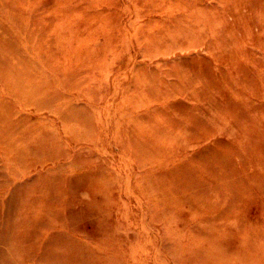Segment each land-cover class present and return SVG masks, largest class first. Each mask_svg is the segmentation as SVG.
Wrapping results in <instances>:
<instances>
[{
    "label": "rangeland",
    "instance_id": "rangeland-1",
    "mask_svg": "<svg viewBox=\"0 0 264 264\" xmlns=\"http://www.w3.org/2000/svg\"><path fill=\"white\" fill-rule=\"evenodd\" d=\"M0 13H2L0 14V28H2L3 25L6 26L15 40L17 39L20 55L29 58V64L28 62L26 64L18 63L19 70L22 71V74H17L15 76L19 79L20 83L21 80L25 82L26 85L23 92L28 93L30 96H34L35 98L33 99L41 102H46L47 98L50 102L52 99L53 102L50 103L55 104L58 102L57 104L59 105H55L63 112L68 109L74 111V114L69 115L67 118L69 121L66 125L63 120L61 121L55 116L53 117L49 110L44 108L46 107L44 103L39 105L42 108L37 110V112H35V107L39 106H35V104L29 106V129L36 131L40 138H43L52 144V150L54 151H52V154L56 157L55 159L48 160V164L45 162L31 168L26 172L23 178L29 180V193L35 192L34 194H37L36 192H38L37 186H41L38 184L39 181H45L46 183L48 181H53L55 183V189L52 193L53 199L51 198L50 203H58L56 207L59 206L60 202L61 205L63 203L62 206L64 208H60V206L58 207L59 210H57V212L60 211V213H58L59 215H65L68 210L72 212V215L65 220L66 222H64L63 225L56 226L59 228H55L62 232L65 240L68 239V242L72 240V245L75 244L76 248L70 246L71 244H65V247L70 249V252L74 253V251H76L75 253L78 254L82 260L81 264H93L94 262L95 264H194L195 262V264H201L200 262H202V264H217V261H220L218 264H226V262L224 263L223 260H221L226 255L228 256V261L232 259L234 264H238V262H236L237 260L235 261L236 258L240 256L243 257L244 255H249L252 264H264L262 263L264 262V255L260 253L256 247V245H259L260 243L263 244L262 241L264 240V196H260L259 191L255 188L250 190L238 187V181L237 185H235L236 187L233 186L232 182L238 180V178L243 176L245 172L252 173L254 171L252 170V166L245 162L241 156H238L235 152L226 148V138L222 134H211L207 138H204L200 144L198 143L188 146L185 151L186 153L182 152V154L179 150V154L177 152H171L172 154L166 153L165 155L151 156L152 158L145 154L146 157H144V155H139V157L136 158L128 151V146L131 144L132 137L152 140L155 149H158L159 147L167 149L170 141L166 142V138L169 139V137L164 135L167 133L174 135V133L179 132L177 129L183 128V122L187 123L190 132H202L207 130L208 124L205 122L202 123L203 121H199L198 119L201 116V118L204 119L201 110L202 108L191 107L186 98L182 97L180 94H176L174 90L177 85L175 84L177 80L175 77L170 76V67L176 63L180 64L186 70V74L190 72V69L192 71L196 70L198 67H202L205 71L206 63L213 67L216 66L219 68L221 66L219 63L213 61L211 54L208 52L211 41L209 34L202 36L204 39H202V37L200 39V35L196 34L197 32L181 37H170V33H174L178 24H180L179 26L182 28H185V24L197 16L202 18V20L208 19L212 23L218 20L216 22L217 24L214 23V25L220 30V35L223 34L230 43H233L237 47L239 50L238 52L240 53L239 55L236 51L234 55V57L236 56V61H234L231 66V68L233 67L231 73V76H233V82L225 83L220 76L216 79V82H218L217 89L214 88L215 90H212L213 100L220 103H228L225 104V107L219 108V111L235 114L239 111L240 107L237 106L241 103L244 105L247 104L248 109L258 111L264 109V98L261 97L262 92H264V23L262 22L264 21V17H259L264 16V0H0ZM227 13H229V15ZM261 13L263 14L261 15ZM200 15H202V17ZM215 15H217V17H215ZM237 16H239V18ZM255 16L259 18V21H257ZM220 20L223 21L220 22ZM218 22L220 25H218ZM186 45L188 46L186 47ZM173 47H175V49ZM253 53L255 54V58H253ZM191 62L192 64L195 63L192 65ZM184 64L187 65V67L183 66ZM190 65L192 68H189L191 67ZM3 69L8 70V68ZM29 75L31 77L30 80ZM138 75H141V78L138 77ZM241 83H244V87ZM33 84L36 87H34ZM38 84L42 85L39 86ZM169 84L172 87H170ZM233 85L238 87L235 88ZM245 87L246 89H244ZM54 89L56 91H54ZM229 91L230 93H228ZM172 92L173 96H171V98L170 95H172ZM252 92L258 93L255 94ZM147 93H150V95ZM244 93L248 95L246 96ZM233 94H236V96ZM240 98L241 102L237 100ZM151 106L152 108H150ZM181 106L182 109L180 108ZM170 107H173L174 109H171ZM247 108L245 107L246 110ZM245 109L243 108V110ZM173 110L177 111L174 112ZM182 113H185V115L183 116ZM186 115L189 116L186 117L187 119L185 118ZM35 124H37V126ZM201 124L202 127L200 126ZM44 128H46L47 131ZM149 129L151 131H149ZM60 135H62V137H60ZM99 135L102 139H100ZM163 137L165 138L163 139ZM73 138H76V140ZM175 138L177 141H180L181 138L183 139V137L180 136H175ZM77 141L79 145H77L78 143L76 144ZM162 144H165V146ZM214 147L216 148L215 150H213ZM200 148H206L204 154L200 155L201 161H204L206 165L213 164L214 162L213 165L216 164V170H220L219 168H221L228 174L222 182H219L221 189L225 190V192L222 191L221 194L219 193L218 196H214L213 198V195H208V197L202 196V186L205 185H202L201 183L206 181V175L199 172L197 169L195 170V164L189 159L191 152L198 151ZM255 151L256 154L258 153L257 157H264V149L261 148ZM215 153H217V155H215ZM57 154L60 155L58 156ZM39 155L41 157L42 154H36L37 157H39ZM217 158L221 161L217 160ZM142 159L146 160L143 161ZM213 159H215V161ZM104 160H107L109 163ZM207 161L209 163H207ZM121 162L124 163L122 164ZM185 165L187 168H185ZM246 165H248L249 168H247ZM192 166L193 168H191ZM242 166L244 167L245 172ZM89 167L90 169L87 170ZM180 168L182 170H180ZM47 169L50 172L53 170L51 174ZM59 169H61V173ZM115 171L118 173L115 174ZM169 173L171 176L168 175ZM177 174L181 175L178 176ZM117 176L118 178L116 179ZM197 176L200 177L198 178ZM263 178L264 177L260 176L261 182L264 181ZM64 179H66V182ZM72 179L76 180V182ZM142 179L144 180L142 181ZM104 180L106 183H104ZM149 180L152 181L150 182ZM164 181L168 182L165 183ZM262 184L264 183L262 182ZM163 186L165 189H163ZM228 186L230 188H228ZM176 188L179 189V191ZM196 188L198 189L196 190ZM61 189H63L62 192ZM187 191H189L190 194H188ZM94 193L97 194L95 195ZM102 195L105 196L103 197ZM73 198H75V200ZM207 198L210 200H206ZM88 201L91 203H88ZM172 202H175V204ZM209 203H211L212 206H210L211 204ZM176 204H178V206ZM230 207H232V209L234 208L233 211ZM223 209L226 213L223 212ZM95 211L98 212L96 213ZM219 214L222 216H218ZM233 214L234 216L239 217L236 218ZM156 217H158V220ZM177 217L180 218L178 219ZM218 217L220 219L223 217L224 220H219ZM150 218H152L153 221ZM200 218L202 219L200 220ZM212 219L214 221H211ZM160 221L161 223H164L161 224ZM223 222L224 224L227 223L224 227L222 226L224 224H221ZM69 224L73 225L71 226ZM103 224H105V226H103ZM233 224L236 226L234 227ZM212 234L215 235V238L217 239L214 240ZM160 235L162 238H160ZM244 238L247 239L245 240ZM87 240L89 242H87ZM119 240L121 242H119ZM258 240L259 243H257ZM83 241L87 242L88 245ZM242 242H245L246 244L244 250L242 248ZM210 243L211 245L212 243L214 245H212L211 250H214L213 253L215 255H213L215 258L209 255V257H211L209 260L206 254H202V252H204L203 249L206 247L211 248ZM170 244L172 245L171 247ZM199 244L201 246H199ZM219 245L222 250H220V252V248H218ZM143 246H146V249ZM178 246L180 248H177ZM201 247L203 248L201 249ZM77 248L81 249L78 250ZM195 248H198V250ZM246 248H248L247 250H250L247 251L245 250ZM172 249H174V251L176 249L175 253L174 251L172 252ZM181 249H183V251H181ZM199 249L201 250L199 251ZM125 250L127 251L125 252ZM186 250L188 252H185ZM168 251L169 253H167ZM216 251L219 253L217 254ZM196 253L197 255H195ZM107 254H111L113 257ZM122 254L125 256H122ZM172 254L174 256H172ZM85 255L87 256L85 257ZM199 256L203 257L202 260L201 258L198 259ZM175 258H178L179 260H176ZM190 259L195 261H189ZM204 259L205 261H203ZM214 259L215 262H211L212 260L214 261Z\"/></svg>",
    "mask_w": 264,
    "mask_h": 264
},
{
    "label": "bare ground",
    "instance_id": "bare-ground-1",
    "mask_svg": "<svg viewBox=\"0 0 264 264\" xmlns=\"http://www.w3.org/2000/svg\"><path fill=\"white\" fill-rule=\"evenodd\" d=\"M234 1V0H233ZM239 3V2H238ZM256 3V2H255ZM235 5V3H234ZM185 6V5H184ZM186 8V7H185ZM184 8V9H185ZM214 8V7H213ZM237 8V7H236ZM234 9V8H233ZM245 9V8H244ZM243 9V10H244ZM254 9V8H253ZM193 10V9H192ZM216 10V9H215ZM212 11V9H211ZM225 11V10H224ZM259 11V10H258ZM262 11V10H261ZM198 12V11H197ZM214 12V11H213ZM226 12V11H225ZM196 13V12H195ZM219 13V12H218ZM2 14V13H0ZM188 14V13H186ZM185 14V15H186ZM198 14V13H197ZM229 15V13H227ZM263 13H261L262 15ZM260 15V14H259ZM258 15V16H259ZM202 17V15H200ZM224 16V15H223ZM235 16V15H234ZM215 17H217V15H215ZM239 18V16H237ZM256 17V16H255ZM264 17V16H259ZM5 18V17H4ZM224 18V17H223ZM257 21H259L258 17ZM248 19V18H247ZM22 20V19H21ZM249 20V19H248ZM252 20V19H251ZM218 21V20H217ZM216 21V22H217ZM223 20H220V22ZM225 21L227 22V20L225 19ZM261 21V20H260ZM1 22V21H0ZM4 22V20H3ZM214 22V23H216ZM264 23V21H262ZM261 22V23H262ZM22 23V22H20ZM214 23H212L210 20L208 19H203L200 17H195L192 18L191 20L188 21L187 24H185V28H182L181 26H179L180 24L177 25L174 33H170V37L174 36V37H181V36H185L188 34H193L195 32H197L196 34L200 35V39L202 36H206V35H210L211 37V41L209 44V48H208V52L211 54L213 61L215 63H219L221 66L218 67H213L210 64L206 63L205 66V71L202 68H197L196 70H192L190 69V72L188 74H186V70L178 63L173 64L170 67V76L175 77L177 82L175 84H177L175 86V93L176 94H180L182 97L186 98L190 103L191 107H196V108H202V112H203V118L201 117L198 118L199 121H203L202 123H207L208 127L207 130L199 132V131H193L190 132L188 130L187 127V123L183 122V128L184 130L181 129H177V131L174 133V135L171 134H166L164 136L169 137L166 138L167 140H165L166 142L170 141L168 144L167 149H162V148H158L155 149V145L154 142H152V140H147V139H138L135 137H132V141L131 144L128 146L129 149V153L131 155H133V157L138 158L139 155H144L147 154L150 157L153 156L155 157L156 155H165L167 154H172L171 152H179L182 154V152L186 151V148L188 146L194 145V144H200L201 141H203L204 138H207L208 136H210L211 134L214 133H219L222 134L226 140V145H227V149H229L230 151L235 152L238 156H241V158L249 163V165L252 166V170L254 172H250V173H246L245 169H244V165L242 166L244 169V175L241 176L240 178H238V180L232 182L233 186L237 185V181H238V187H242V189H257L259 191V195L260 196H264V184H262V182L264 183V181L261 182L260 176L264 177V157H257L258 153L256 154L257 149H264V109H260L258 110H253V109H248L247 104H239L240 107L239 111L236 112L235 114L232 113H226V112H220L219 108H223L225 107V104L228 103H220L216 100H213V94H212V90L214 88L217 87L218 82H216V79L219 78L220 76L222 77V81L223 82H233V76H231L232 73V64L234 63L235 60V53L236 51L238 52L239 50L237 49V47L233 44L230 43L228 41L227 38H225L223 36V34L220 35V30L214 25ZM238 23V22H237ZM170 24V23H169ZM217 24V23H216ZM227 24V23H225ZM234 24V23H233ZM240 24V23H239ZM243 24V23H242ZM248 24V23H247ZM218 25H220V23L218 22ZM230 25V24H229ZM237 25V24H236ZM241 25V24H240ZM263 25V24H261ZM226 26V25H225ZM233 27V25H232ZM241 27V26H240ZM250 27V26H249ZM237 28V27H236ZM230 29V28H229ZM235 29V26H234ZM246 29V28H245ZM232 30V29H231ZM247 30V29H246ZM251 30V29H250ZM262 30V29H260ZM13 32V31H12ZM234 32V30H233ZM263 32V31H262ZM24 33V32H23ZM207 33V34H206ZM246 33V32H245ZM248 33V32H247ZM14 34V32H13ZM235 35V34H234ZM237 36V35H236ZM238 37V36H237ZM236 37V38H237ZM248 38V37H247ZM202 39H204L202 37ZM199 41V40H198ZM239 41V40H238ZM244 41V40H243ZM248 41V40H247ZM192 42V41H191ZM240 42V41H239ZM198 43V42H197ZM242 43V41H241ZM180 44V42H179ZM255 44V43H254ZM161 45V44H160ZM202 45V44H201ZM263 45V44H262ZM188 45H186L187 47ZM197 46V45H196ZM236 48H235V47ZM21 48V47H20ZM175 49V47H173ZM180 48V46H179ZM177 49V48H176ZM214 49V50H212ZM182 50V49H180ZM244 50V49H243ZM19 44L17 43V39L15 40V38L10 34V32L8 31V29L6 28L5 25H3L2 28H0V264H81L82 260L80 259L79 255L76 254L74 251L70 252V249H67L65 246V244H71L70 246L75 247V244L72 245V240L71 241H67L68 239L65 240L64 235L62 234L61 231L56 230V226H60L63 225L64 222H66L65 220L68 219L69 216L72 215V212L70 210H68L66 212L65 215H59L57 212V210H59V206L60 208H64L61 205V202L59 204L58 207L57 204H53L50 203L51 198H52V193L55 189V183L53 181H48L47 183L45 181H39L38 184H40L41 186H37V194H34L33 192L29 193V180L26 178H23L24 175L26 174V172H28L31 168L35 167L38 164H43L45 162H47L50 159H55V157L52 154V144L49 143V141L44 140L43 138H40V136L38 135V133L36 131H33L32 129H29V106H31L32 104H35V106H39L42 105L43 103L46 105V109L49 110V112L53 115V117L55 116L56 118H58L59 120H63L64 123H68V117L69 115L74 114V111L68 109L65 110L64 112L55 104H51L50 102H53V100L51 99L49 102V99H46V102H41L38 100H35L33 98H35L34 96H30L28 93L23 92V89L25 88V82H23L21 80V83L19 81L18 78H16L15 76L17 74H22V71L19 70V65L18 63H23L26 64L28 62L29 64V58L21 56L19 53ZM159 51V50H158ZM170 51V50H169ZM167 52V51H166ZM239 53V52H238ZM245 53V52H244ZM254 54V53H253ZM167 55V54H166ZM169 55V54H168ZM240 55V53H239ZM244 55V54H243ZM152 56V55H151ZM164 56V55H163ZM255 58V54L254 57ZM196 59V58H195ZM194 60V59H193ZM192 60V61H193ZM205 60V59H204ZM239 60V59H238ZM255 60V59H254ZM206 61V60H205ZM204 61V62H205ZM208 61V60H207ZM196 62V61H195ZM194 62V63H195ZM198 62V61H197ZM245 62V60H244ZM193 63V64H194ZM210 63V62H209ZM243 63V62H242ZM183 64V63H182ZM192 64V62H191ZM192 64V65H193ZM251 65V64H250ZM185 67H187V65H183ZM191 66V65H190ZM168 67V66H167ZM197 67V66H196ZM256 67V66H255ZM3 68H8V70L3 69ZM158 68V67H157ZM189 68H192L189 67ZM254 68V67H252ZM226 69V71H225ZM258 69V68H257ZM264 69V67H263ZM168 70V69H167ZM200 70V71H199ZM263 71V70H262ZM167 72V71H166ZM244 72V71H243ZM159 73V71H158ZM191 73V74H190ZM138 74V73H137ZM257 74V73H256ZM260 74V73H259ZM137 76V75H136ZM163 76V75H162ZM168 76V75H167ZM166 76V77H167ZM217 76V77H216ZM236 76V75H235ZM138 77L141 78V75ZM139 78V79H140ZM235 78V77H234ZM239 78V77H238ZM31 79L30 75H29V80ZM143 79V78H142ZM166 79V78H165ZM164 79V80H165ZM241 79V78H240ZM258 79V78H257ZM260 79V78H259ZM146 80V79H145ZM236 80V79H235ZM239 80V79H238ZM250 80V79H249ZM260 82V81H259ZM150 83V82H149ZM224 84V83H223ZM242 86L244 87V83H241ZM260 84V83H259ZM39 85V84H38ZM42 85V84H41ZM39 85V86H41ZM170 85V84H169ZM34 87H36L33 84ZM229 86V85H228ZM145 87V86H144ZM143 87V88H144ZM170 87H172L170 85ZM233 87H235L233 85ZM238 87V86H237ZM235 87V88H237ZM227 88V87H226ZM232 88V87H231ZM29 89H30V83H29ZM147 89V88H145ZM217 89V88H216ZM220 89V87H219ZM218 89V90H219ZM225 89V88H224ZM228 89V88H227ZM246 89V87L244 88ZM264 89V87H263ZM150 90V89H149ZM215 90V89H214ZM223 90V89H222ZM226 90V89H225ZM234 90V89H233ZM236 90V89H235ZM238 90V89H237ZM250 90V89H249ZM54 91H56L54 89ZM151 91V90H150ZM169 91V90H168ZM252 91V90H251ZM263 91V90H262ZM220 92V91H218ZM232 92V91H231ZM261 92V91H259ZM161 93V92H160ZM174 93V94H175ZM230 93V91L228 92ZM235 93V92H234ZM252 93H258V92H252ZM150 95V93H147ZM173 96V92L171 93ZM175 94V95H176ZM217 94V93H216ZM236 96V94H233ZM244 95H246L244 93ZM248 95V94H247ZM246 95V96H247ZM152 96V94H151ZM222 96V95H221ZM37 97V96H36ZM62 97V96H61ZM179 97V96H178ZM249 97V96H248ZM261 97L264 98V92H262ZM57 98V97H55ZM54 98V99H55ZM78 98V97H77ZM172 98V97H171ZM177 98V97H176ZM225 98V97H224ZM234 98V97H233ZM238 98V97H237ZM75 99V98H74ZM131 99V98H130ZM236 99V98H235ZM179 100V99H178ZM182 100V99H181ZM234 100V99H233ZM237 100H241L237 99ZM245 100V99H244ZM157 101V100H155ZM255 101V100H254ZM41 102V103H40ZM164 102V101H163ZM185 102V101H183ZM241 102V101H240ZM243 102V101H242ZM73 103V102H72ZM179 103V101H178ZM75 104V103H74ZM187 104V103H186ZM59 105V104H57ZM86 105V104H84ZM89 105V104H88ZM98 105V104H97ZM154 105V104H153ZM172 105V104H171ZM180 105V103H179ZM260 105V104H259ZM79 106V105H77ZM99 106V105H98ZM176 106V105H175ZM185 106V105H184ZM187 106V105H186ZM189 106V107H190ZM228 106V105H227ZM257 106V105H256ZM94 107V106H93ZM155 107V106H154ZM162 107V106H160ZM179 107V106H178ZM245 107L247 108V110L245 109ZM40 108H42L41 106L39 107H35V112H37V110H40ZM152 108V106L150 107ZM158 108V107H156ZM171 108V107H170ZM173 108V107H172ZM171 108V109H172ZM182 109V106L180 107ZM188 108V107H187ZM243 108L245 110H243ZM174 109V108H173ZM186 109V107H185ZM225 109V108H224ZM229 109V108H228ZM147 110V109H146ZM188 110V109H187ZM222 110V109H220ZM227 110V109H226ZM31 111V110H30ZM174 112H176L177 110H173ZM101 112V111H100ZM129 112V111H128ZM182 112V111H181ZM193 112V111H191ZM245 112V113H244ZM82 113V112H81ZM80 113V115H81ZM107 114V113H106ZM183 116L185 115V113H182ZM189 114V113H188ZM171 115V114H170ZM94 116V115H93ZM148 116V115H147ZM188 115L185 116V118ZM197 116V115H196ZM102 117V116H101ZM131 117V116H130ZM189 117V116H188ZM198 117V116H197ZM196 117V119H197ZM32 119V118H31ZM48 119V118H47ZM103 119V118H102ZM101 119V120H102ZM110 119V118H109ZM174 121H176L174 118H172ZM178 119V118H177ZM187 119V118H186ZM43 120V119H42ZM52 120V119H51ZM89 120V119H88ZM36 121V120H35ZM100 121V120H99ZM98 121V122H99ZM106 121V120H105ZM183 121V120H182ZM186 121V120H185ZM34 122V121H33ZM39 122V121H37ZM55 122V121H54ZM97 122V123H98ZM194 122V121H193ZM75 123V122H74ZM103 123V122H102ZM108 123V122H107ZM141 123V121H140ZM168 123V122H167ZM174 123V122H173ZM53 124V123H52ZM172 124V123H171ZM175 124V123H174ZM173 124V125H174ZM197 124V122H196ZM37 126V124H35ZM115 125V124H114ZM145 125V124H144ZM178 125V124H177ZM176 125V126H177ZM204 125V124H203ZM206 125V124H205ZM106 126V124H105ZM179 126V125H178ZM202 127V124L200 125ZM67 127V126H66ZM149 127V126H147ZM175 127V126H173ZM195 127V126H194ZM199 127V126H197ZM204 127V126H203ZM108 128V127H106ZM153 128V127H152ZM151 128V130H152ZM179 128V127H178ZM46 130V128H44ZM65 129V128H64ZM112 129V128H111ZM143 129V128H142ZM168 129V128H167ZM197 129V128H196ZM59 130V129H58ZM149 129V131H151ZM171 130V129H170ZM194 130V129H193ZM198 130V129H197ZM201 130V129H199ZM39 131V130H38ZM44 131V130H43ZM47 131V130H46ZM81 131V130H79ZM104 131V130H103ZM184 131V132H183ZM187 131V132H186ZM45 132V131H44ZM171 132V131H170ZM175 132V131H174ZM60 133V131H59ZM67 133V132H66ZM152 133V132H151ZM57 134V133H56ZM83 134V133H82ZM155 134V133H154ZM41 135V134H40ZM142 135V134H141ZM69 136V134H68ZM79 136V135H78ZM80 136H81V132H80ZM79 136V138H80ZM100 136V135H99ZM137 136V135H136ZM144 136V135H143ZM175 136H180L183 137V139L181 138L180 141L175 140ZM45 137V136H44ZM60 137H62V135H60ZM77 137V136H76ZM159 137V136H157ZM46 138V137H45ZM53 138V137H52ZM51 138V139H52ZM87 138V137H86ZM89 138V137H88ZM96 138V137H95ZM165 137H163L164 139ZM210 138V137H209ZM214 138V137H213ZM217 138V137H216ZM223 138V137H222ZM50 139V140H51ZM61 139V138H59ZM76 140V138H73ZM90 139V138H89ZM100 139L101 136H100ZM159 139V138H158ZM221 139V137H220ZM78 140V139H77ZM81 140V139H80ZM83 140V139H82ZM88 140V139H86ZM207 140V139H206ZM222 140V139H221ZM68 141V140H67ZM114 141V140H113ZM213 141V140H212ZM218 141V139H217ZM60 142V141H59ZM70 142V141H69ZM105 142V141H104ZM123 142V141H122ZM130 142V141H129ZM215 142V141H214ZM219 142V141H218ZM78 143V141L76 142V144ZM88 143V142H87ZM100 143V142H99ZM165 143V142H163ZM75 144V143H74ZM83 144V143H80ZM104 144V143H103ZM102 144V145H103ZM115 144V143H113ZM117 144V143H116ZM206 144V143H205ZM211 144V142H210ZM225 144V143H224ZM68 145V144H67ZM79 145V143L77 144ZM85 145V144H84ZM163 146H165V144H162ZM216 145V144H215ZM54 146V145H53ZM66 146V145H65ZM99 146V145H97ZM121 146V145H120ZM123 146V145H122ZM126 146V145H125ZM208 146V145H207ZM213 146V145H212ZM218 146V145H217ZM64 147V146H63ZM211 147V146H209ZM84 148V147H83ZM220 148V146H219ZM218 148V149H219ZM67 149V148H66ZM80 149V148H79ZM87 149V148H86ZM99 149V148H98ZM109 149V148H108ZM120 149V148H119ZM195 149V148H194ZM216 148L214 147L213 150H215ZM56 150V149H55ZM62 150V149H61ZM68 150V149H67ZM89 150V149H88ZM123 150V149H122ZM212 150V149H211ZM210 150V151H211ZM223 150V149H222ZM206 151V148H200L198 149V151L195 152H191V155L189 157V159L195 164V170H199V172L203 173L206 175L205 178V182L201 183L203 187V197H208V195L212 196V198L215 196H218V194L222 193V191L225 192V190H222L220 187V183L222 182L224 178H226L228 176V174L222 170L221 168H219L220 170H216L215 169V165L214 162L213 164H207L204 161L200 160V155H203L204 152ZM227 151V150H226ZM54 152V151H53ZM66 152V151H65ZM72 152V151H71ZM79 152V151H78ZM83 152V151H82ZM89 152V151H88ZM111 152V151H109ZM217 152V151H216ZM42 154L41 157L39 155V157L36 156V154ZM57 153V152H56ZM54 153V154H56ZM60 153V152H59ZM64 153V152H63ZM67 153V152H66ZM125 153V152H124ZM186 153V152H185ZM221 153V150H220ZM68 154V153H67ZM72 154V153H71ZM80 154V153H79ZM84 154V153H83ZM121 154V153H120ZM127 154V153H126ZM179 154V153H178ZM209 154V153H208ZM58 156L60 154H57ZM75 155V154H74ZM81 155V154H80ZM79 155V156H80ZM86 155V154H85ZM100 155V154H99ZM211 155V154H210ZM215 155H217V153H215ZM230 155V154H229ZM262 155V154H261ZM63 156V155H62ZM73 156V155H72ZM214 156V155H212ZM128 157V156H127ZM142 157V156H141ZM143 157V158H144ZM180 157V156H179ZM227 157V156H226ZM61 158V157H60ZM64 158V157H63ZM84 158V156H83ZM89 158V157H88ZM102 158V157H101ZM152 158V157H151ZM203 158V157H202ZM236 158V157H235ZM247 160H245V159ZM72 159V158H71ZM92 159V158H91ZM132 159V158H131ZM141 159V158H140ZM164 159V158H163ZM57 160V159H56ZM100 160V159H99ZM129 160V159H128ZM143 160V159H142ZM146 160V159H144ZM143 160V161H144ZM203 160V159H202ZM215 161V159H213ZM217 160L221 161L219 158H217ZM236 160V159H235ZM240 160V159H238ZM61 161V160H60ZM106 162H108L107 160H104ZM140 161V160H139ZM138 161V162H139ZM157 161V160H156ZM100 162V161H99ZM98 162V163H99ZM137 162V163H138ZM168 162V160H167ZM97 163V164H98ZM109 163V162H108ZM122 163V162H121ZM124 163V162H123ZM122 163V164H123ZM154 163V162H153ZM187 163V161H186ZM207 163H209L207 161ZM240 163V162H239ZM242 163V162H241ZM48 164V162H47ZM53 164V163H52ZM62 164V163H61ZM83 164V163H82ZM102 164V163H101ZM100 164V165H101ZM130 164V163H129ZM142 164V163H141ZM140 164V165H141ZM176 164V163H175ZM138 165V164H137ZM240 165V164H239ZM94 166V165H93ZM98 166V165H97ZM189 166V165H188ZM191 166V165H190ZM193 166L191 168H193ZM247 168L248 165H246ZM54 167V166H53ZM69 167V166H68ZM74 167V166H73ZM96 167V166H95ZM154 167V166H153ZM170 167V165H169ZM168 167V168H169ZM178 167V166H177ZM75 168V167H74ZM77 168V167H76ZM105 168V167H104ZM160 168V167H159ZM166 168V169H168ZM185 168L186 165H185ZM240 168V167H239ZM55 169V168H54ZM80 169V168H78ZM90 169L87 168V170ZM96 169V168H95ZM100 169V168H99ZM129 169V168H128ZM177 169V168H176ZM175 169V170H176ZM48 170V169H47ZM52 170V169H51ZM60 173H61V169ZM76 170V169H75ZM86 170V171H87ZM110 170V169H109ZM169 170V169H168ZM180 170H182L180 168ZM186 170V169H185ZM193 170V169H192ZM240 170V169H239ZM251 170V171H252ZM53 171V170H52ZM51 171V172H52ZM85 171V170H84ZM142 171V169H141ZM140 171V172H141ZM172 171V170H171ZM170 171V172H171ZM174 171V170H173ZM178 171V170H177ZM187 171V170H186ZM44 172V171H43ZM46 172V171H45ZM48 172L51 174V172L48 170ZM72 172V171H71ZM99 172V171H98ZM117 174L118 172L115 171ZM139 172V173H140ZM185 172V171H184ZM192 172V171H191ZM239 172V171H238ZM242 172V171H241ZM68 173V172H67ZM70 173V172H69ZM76 173V172H74ZM85 173V172H84ZM104 173V172H103ZM132 173V172H131ZM134 173V172H133ZM168 173V172H167ZM175 173V172H173ZM182 173V172H181ZM189 173V172H188ZM193 173V172H192ZM191 173V174H192ZM243 173V172H242ZM83 174V173H82ZM81 174V175H82ZM86 174V173H85ZM92 174V173H91ZM97 174V173H95ZM100 174V173H99ZM102 174V171H101ZM108 174V173H107ZM162 174V173H161ZM165 174V173H163ZM195 174V173H194ZM53 175V174H52ZM65 175V173H64ZM79 175V174H78ZM105 175V174H103ZM110 175V174H109ZM120 175V174H119ZM135 175V174H134ZM169 176L170 173L168 174ZM178 175V174H177ZM181 175V174H179ZM178 175V176H179ZM241 175V174H240ZM45 176V175H44ZM68 176V175H67ZM73 176V175H71ZM115 176V175H114ZM165 176V175H164ZM168 176V177H169ZM189 176V175H188ZM55 177V176H54ZM62 177V176H61ZM77 177V176H75ZM94 177V176H93ZM99 177V176H97ZM108 177V176H107ZM131 177V176H130ZM156 177V176H155ZM194 177V175H193ZM198 178L200 176H197ZM71 178V177H70ZM74 178V177H73ZM111 178V177H110ZM118 178V176L116 177V179ZM144 178V176H143ZM150 178V177H149ZM39 179V178H38ZM59 179V178H58ZM75 179V178H74ZM102 179V178H101ZM108 179V178H107ZM123 179V178H122ZM137 179V178H136ZM166 179V178H165ZM179 179V178H178ZM201 179V178H200ZM264 179V178H263ZM49 180V179H48ZM63 180V179H62ZM73 180V179H72ZM84 180V179H83ZM97 180V178H96ZM110 180V179H109ZM119 180V179H118ZM144 179H142L143 181ZM175 180V179H174ZM197 180V179H196ZM199 180V179H198ZM55 181V180H54ZM64 181L66 182V179H64ZM68 181V179H67ZM70 181V180H69ZM76 182V180H73ZM98 181V180H97ZM103 181V180H102ZM101 181V182H102ZM108 181V180H107ZM114 181V179H113ZM112 181V182H113ZM136 181V180H135ZM150 181V180H149ZM152 181V180H151ZM150 181V182H151ZM172 181V180H170ZM188 181V180H187ZM79 182V181H78ZM91 182V180H90ZM121 182V181H120ZM165 182V181H164ZM163 182V183H164ZM168 182V181H167ZM165 182V183H167ZM177 182V181H176ZM203 182V181H202ZM80 183V182H79ZM103 183V182H102ZM104 183L105 180H104ZM119 183V182H118ZM164 183V184H165ZM173 183V182H172ZM64 184V183H63ZM90 184V183H89ZM92 184V183H91ZM114 184V183H113ZM130 184V183H129ZM141 184V183H140ZM143 184V183H142ZM171 184V182H170ZM181 184V183H179ZM178 184V186H179ZM72 185V184H71ZM116 185V184H115ZM145 185V184H144ZM159 185V184H158ZM168 185V184H166ZM176 185V184H175ZM60 186V185H59ZM58 186V187H59ZM80 186V185H79ZM93 186V185H92ZM174 186V185H173ZM65 187V186H64ZM70 187V185H69ZM73 187V186H72ZM77 187V186H76ZM91 187V186H90ZM101 187V185H100ZM135 187V186H134ZM138 187V186H137ZM164 187V186H163ZM175 187V186H174ZM173 187V188H174ZM201 187V188H202ZM236 187V186H235ZM57 188V187H56ZM63 188V187H62ZM68 188V187H67ZM75 188V187H74ZM89 188V187H88ZM94 188V187H93ZM148 188V187H147ZM225 188V187H224ZM227 188V187H226ZM228 188H230L228 186ZM84 189V188H83ZM90 189V188H89ZM99 189V188H98ZM108 189V188H107ZM132 189V188H131ZM154 189V188H153ZM156 189V188H155ZM159 189V188H158ZM161 189V188H160ZM165 189V187L163 188ZM172 189V188H171ZM177 189V188H176ZM184 189V188H183ZM198 188H196L197 190ZM200 189V188H199ZM121 190V189H120ZM143 190V188H142ZM170 190V189H169ZM173 190V189H172ZM175 190V189H174ZM179 191V189H177ZM186 190V189H184ZM195 190V189H194ZM60 191V190H58ZM63 191V189H61V192ZM69 191V190H67ZM90 191V190H89ZM111 191V190H110ZM150 191V190H149ZM163 191V190H162ZM171 191V190H170ZM191 191V190H190ZM229 191V190H228ZM70 192V191H69ZM98 192V191H97ZM101 192V191H100ZM161 192V191H160ZM169 192V191H168ZM188 194L189 191H187ZM192 192V191H191ZM105 193V192H104ZM109 193V192H108ZM176 193V192H175ZM201 193V192H200ZM251 193V192H250ZM92 194V193H91ZM90 194V195H91ZM95 194V193H94ZM97 194V193H96ZM95 194V195H96ZM107 194V193H106ZM126 194V193H125ZM128 194V193H127ZM142 194V193H141ZM173 194V193H172ZM233 194V193H232ZM231 194V196H232ZM70 195V193H69ZM74 195V194H73ZM99 195V194H98ZM119 195V194H118ZM130 195V194H129ZM146 195V194H145ZM156 195V194H155ZM154 195V196H155ZM158 195V193H157ZM230 195V194H229ZM236 195V194H235ZM57 196V195H56ZM62 196V195H61ZM66 196V195H65ZM103 197L105 195H102ZM166 196V195H165ZM170 196V195H169ZM168 196V197H169ZM182 196V195H181ZM201 196V195H200ZM201 196V198H202ZM224 196V195H223ZM230 196V197H231ZM255 196V195H254ZM59 197V196H57ZM64 197V196H63ZM107 197V196H106ZM111 197V196H110ZM152 197V196H151ZM173 197V196H172ZM171 197V199H172ZM180 197V196H179ZM196 197V196H194ZM229 197V196H228ZM234 197V196H233ZM243 197V194H242ZM252 197V195H251ZM129 198V197H128ZM177 198V197H176ZM175 198V200H176ZM198 198V195H197ZM241 198V196H240ZM53 199V198H52ZM56 199V198H55ZM64 199V198H62ZM75 200V198H73ZM88 199V198H87ZM100 199V198H99ZM108 199V198H107ZM142 199V198H141ZM174 199V198H173ZM186 199V198H185ZM200 199V197H199ZM220 199V197H219ZM218 199V200H219ZM226 199V198H225ZM231 199V198H230ZM229 199V200H230ZM244 199V198H243ZM249 199V198H248ZM59 200V199H58ZM89 200V199H88ZM106 200V198H105ZM168 200V199H167ZM194 200V199H193ZM202 200V199H201ZM206 200H210V199H206ZM62 201V200H61ZM100 201V200H99ZM123 201V200H122ZM151 201V200H150ZM164 201V200H163ZM171 201V200H170ZM179 201V200H178ZM188 201V198H187ZM190 201V200H189ZM195 201V200H194ZM197 201V200H196ZM246 201V200H245ZM57 202V201H56ZM65 202V201H64ZM76 202V201H75ZM84 202V201H83ZM90 201H88L89 203ZM102 202V201H101ZM107 202V201H106ZM206 202V201H205ZM204 202V204H205ZM209 202V201H208ZM243 202V200H242ZM262 202V200H261ZM260 202V203H261ZM81 203V202H80ZM91 203V202H90ZM98 203V202H97ZM105 203V202H104ZM125 203V202H124ZM139 203V202H138ZM141 203V202H140ZM173 203V202H172ZM177 203V202H176ZM180 203V202H178ZM219 203V202H218ZM238 203V202H236ZM244 203V202H243ZM242 203V204H243ZM68 204V203H67ZM66 204V205H67ZM71 204V203H70ZM69 204V205H70ZM99 204V203H98ZM136 204V203H135ZM171 204V203H170ZM175 204V202L173 203ZM187 204V203H185ZM190 204V203H189ZM192 204V202H191ZM211 204V203H209ZM221 204V202H220ZM234 204V203H233ZM240 204V203H239ZM263 204V203H262ZM73 205V203H72ZM88 205V204H87ZM86 205V206H87ZM93 205V204H92ZM102 205V204H100ZM106 205V204H105ZM152 205V204H151ZM178 206V204H176ZM182 205V204H181ZM202 205V204H201ZM207 205V204H206ZM219 205V204H218ZM232 205V204H231ZM235 205V204H234ZM256 205V204H255ZM68 206V205H67ZM98 206V205H97ZM103 206V205H102ZM118 206V205H117ZM143 206V205H142ZM156 206V205H154ZM185 206V205H184ZM183 206V207H184ZM195 206V205H193ZM212 206V204L210 205ZM237 206V204H236ZM239 206V205H238ZM242 206V205H241ZM56 207V208H55ZM69 207V206H68ZM89 207V205H88ZM101 207V206H100ZM106 207V206H105ZM130 207V206H129ZM146 207V206H145ZM174 207V206H172ZM203 207V206H201ZM214 207V205H213ZM212 207V208H213ZM228 207V206H227ZM90 208V207H89ZM104 208V207H103ZM167 208V207H166ZM180 208V207H179ZM188 208V207H186ZM191 208V207H190ZM194 208V207H193ZM232 209V207H230ZM240 208V207H239ZM248 208V207H247ZM261 208V207H260ZM93 209V208H92ZM110 209V208H108ZM106 209V210H108ZM156 209V208H155ZM169 209V208H168ZM173 209V208H172ZM176 209V207H175ZM182 209V207H181ZM185 209V208H184ZM195 209V208H194ZM198 209V208H197ZM234 209V208H233ZM232 209V211H233ZM244 209V208H242ZM263 209V208H261ZM56 210V212H55ZM97 210V209H95ZM102 210V209H101ZM98 210V211H101ZM111 210V209H110ZM131 210V209H130ZM222 210V209H221ZM224 210V209H223ZM226 210V208H225ZM223 211L226 213V211ZM230 210V209H229ZM246 210V209H245ZM97 211V212H98ZM114 211V210H113ZM120 211V210H119ZM123 211V210H122ZM126 211V210H125ZM133 211V210H132ZM158 211V210H157ZM156 211V212H157ZM163 211V210H162ZM193 211V210H192ZM200 211V210H199ZM236 211V210H234ZM243 211V210H242ZM261 211V210H260ZM96 212V211H95ZM96 212V213H97ZM107 212V211H106ZM136 212V211H135ZM139 212V211H138ZM155 212V211H154ZM194 212V211H193ZM222 212V211H221ZM229 212V211H228ZM231 212V211H230ZM239 212V211H238ZM246 212V211H245ZM262 212V211H261ZM85 213V212H84ZM104 213V212H103ZM197 213V212H196ZM235 213V212H233ZM263 213V212H262ZM261 213V214H262ZM88 214V213H87ZM105 214V213H104ZM137 214V213H136ZM147 214V213H146ZM155 214V213H153ZM159 214V213H158ZM166 214V213H165ZM181 214V213H179ZM192 214V213H191ZM199 214V213H197ZM231 214V213H230ZM229 214V216H230ZM236 214V213H235ZM239 214V213H238ZM77 215V214H76ZM96 215V214H95ZM103 215V214H102ZM116 215V214H115ZM171 215V214H170ZM178 215V214H177ZM176 215V216H177ZM186 215V214H184ZM196 215V214H195ZM221 214H219L218 216H220ZM243 215V213H242ZM246 215V213H245ZM133 216V215H132ZM146 216V215H145ZM167 216V215H166ZM212 216V215H211ZM222 216V215H221ZM226 216V215H225ZM234 216V214H233ZM244 216V215H243ZM264 216V215H263ZM75 217V216H74ZM85 217V215H84ZM94 217V216H93ZM111 217V216H110ZM140 217V216H139ZM155 217V215H154ZM164 217V216H163ZM174 217V216H173ZM181 217V216H180ZM180 217H177L178 219ZM209 217V216H208ZM236 218H238L239 216H234ZM245 217V216H244ZM99 218V217H97ZM104 218V217H102ZM112 218V217H111ZM158 217H156L157 219ZM165 218V217H164ZM185 218V217H184ZM203 218V217H202ZM200 218V220L202 219ZM219 218V217H218ZM229 218V217H228ZM231 218V217H230ZM233 218V217H232ZM241 218V217H240ZM83 219V218H82ZM86 219V218H85ZM108 219V218H107ZM129 219V218H128ZM152 220V218H150ZM155 219V220H156ZM177 219V220H178ZM242 219V218H241ZM250 219V218H249ZM95 220V219H93ZM111 220V219H110ZM158 220V219H157ZM167 220V219H166ZM199 220V221H200ZM219 220H224L223 217L222 219L219 218ZM235 220V219H234ZM237 220V219H236ZM72 221V219H71ZM75 221V220H73ZM153 221V220H152ZM176 221V220H175ZM197 221V220H196ZM209 221V220H208ZM211 221H214L213 219ZM210 221V222H211ZM218 221V220H217ZM239 221V220H238ZM69 222V221H68ZM98 222V221H97ZM130 222V221H129ZM128 222V223H129ZM146 222V221H145ZM190 222V221H189ZM195 222V221H194ZM229 222V221H228ZM72 223V222H70ZM74 223V222H73ZM108 223V222H107ZM125 223V222H124ZM161 223V221H160ZM164 223V222H163ZM161 223V224H163ZM169 223V222H168ZM172 223V222H171ZM201 223V222H199ZM205 223V222H204ZM208 223V222H207ZM214 223V222H213ZM245 223V222H244ZM102 224V223H100ZM150 224V223H148ZM153 224V223H152ZM176 224V223H175ZM193 224V223H192ZM202 224V223H201ZM206 224V223H205ZM217 224V223H215ZM220 224V223H219ZM221 224H224L221 223ZM227 224V223H226ZM222 225L223 227L226 225ZM65 225L67 226V224L65 223ZM71 225V224H69ZM73 225V224H72ZM71 225V226H72ZM75 225V224H74ZM97 225V223H96ZM190 225V224H189ZM198 225V224H197ZM204 225V224H203ZM207 225V224H206ZM213 225V224H212ZM234 225V224H233ZM243 225V224H242ZM98 226V225H97ZM103 226H105V224H103ZM107 226V225H106ZM111 226V225H110ZM115 226V225H114ZM149 226V225H148ZM164 226V225H163ZM166 226V225H165ZM209 226V225H208ZM236 225H234L235 227ZM260 226V225H259ZM258 226V227H259ZM56 227V228H55ZM69 227V226H68ZM75 227V226H74ZM73 227V228H74ZM112 227V226H111ZM118 227V226H117ZM137 227V226H136ZM159 227V226H158ZM186 227V226H185ZM72 228V227H70ZM129 228V227H128ZM155 228V227H154ZM163 228V227H162ZM187 228V227H186ZM192 228V227H191ZM198 228V227H197ZM207 228V227H206ZM211 228V227H210ZM220 228V227H219ZM227 228V227H226ZM225 228V229H226ZM240 228V227H239ZM244 228V227H242ZM263 228V227H262ZM76 229V227H75ZM100 229V227H99ZM112 229V228H111ZM193 229V228H192ZM201 229V228H200ZM208 229V228H207ZM212 229V228H211ZM215 229V228H214ZM221 229V228H220ZM230 229V228H229ZM228 229V230H229ZM61 230V229H60ZM73 230V229H71ZM108 230V228H107ZM113 230V229H112ZM119 230V229H118ZM132 230V229H131ZM129 230V231H131ZM136 230V229H135ZM146 230V229H145ZM164 230V229H163ZM197 230V229H196ZM205 230V229H204ZM216 230V229H215ZM234 230V229H233ZM243 230V229H242ZM256 230V229H255ZM63 231V230H62ZM115 231V230H114ZM127 231V230H126ZM134 231V230H133ZM152 231V230H151ZM192 231V230H191ZM194 231V230H193ZM199 231V230H198ZM202 231V230H201ZM219 231V230H218ZM222 231V230H221ZM230 231V230H229ZM112 232V231H111ZM116 232V231H115ZM125 232V230H124ZM135 232V231H134ZM190 232V230H189ZM197 232V231H196ZM195 232V233H196ZM224 232V231H222ZM232 232V230H231ZM230 232V233H231ZM254 232V231H252ZM263 232V231H261ZM120 233V232H119ZM158 233V232H157ZM168 233V232H167ZM192 233V232H191ZM217 233V232H216ZM220 233V231H219ZM218 233V234H219ZM228 233V232H227ZM233 233V232H232ZM236 233V232H235ZM239 233V232H238ZM67 234V232H66ZM72 234V233H71ZM115 234V233H114ZM151 234V233H150ZM185 234V233H183ZM181 234V235H183ZM198 234V233H197ZM196 234V235H197ZM200 234V233H199ZM209 234V233H208ZM241 234V233H240ZM99 235V234H98ZM120 235V234H119ZM127 235V234H126ZM154 235V234H153ZM166 235V234H165ZM170 235V234H169ZM195 235V234H194ZM193 235V237H194ZM201 235V234H200ZM210 235V234H209ZM213 235V234H212ZM217 235V234H216ZM226 235V234H225ZM228 235V234H227ZM203 236V235H202ZM214 236V240L217 239ZM249 236V235H248ZM264 236V235H263ZM102 237V236H101ZM110 237V236H109ZM153 237V236H152ZM197 237V236H196ZM200 237V236H199ZM219 237V236H218ZM241 237V235H240ZM107 238V237H106ZM112 238V235H111ZM129 238V236H128ZM160 238L161 235H160ZM184 238V237H182ZM220 238V237H219ZM103 239V238H102ZM117 239V238H116ZM131 239V238H130ZM129 239V240H130ZM141 239V238H140ZM155 239V238H154ZM176 239V238H175ZM198 239V238H197ZM224 239V238H223ZM245 240L247 238H244ZM78 240V238H77ZM85 240V239H84ZM91 240V239H90ZM114 240V239H112ZM133 240V239H132ZM163 240V239H162ZM167 240V239H165ZM164 240V241H165ZM204 240V239H203ZM211 240V239H210ZM81 241V240H80ZM117 241V240H116ZM144 241V240H143ZM160 241V240H159ZM199 241V240H198ZM85 242V241H83ZM87 242H89L87 240ZM85 242L87 245L88 243ZM95 242V241H92ZM119 242H121L119 240ZM139 242V240H138ZM137 242V243H138ZM182 242V241H181ZM210 242V241H209ZM207 242V243H209ZM262 243H260L259 245H256L257 249L259 250L260 253H262L264 255V240L262 241ZM108 243V242H107ZM123 243V242H122ZM126 243V242H125ZM132 243V242H131ZM155 243V242H154ZM159 243V242H158ZM173 243V242H172ZM171 243V244H172ZM184 243V242H183ZM201 243V242H200ZM257 243H259V240L257 241ZM92 244V243H91ZM90 244V245H91ZM117 244V243H116ZM115 244V245H116ZM142 244V243H141ZM147 244V242H146ZM163 244V243H162ZM166 244V243H165ZM170 244V247L172 246ZM181 244V243H179ZM178 244V245H179ZM189 244V243H186ZM196 244V243H195ZM256 244V243H255ZM107 245V244H106ZM111 245V244H110ZM157 245V244H156ZM175 245V244H173ZM194 245V244H192ZM191 245V246H192ZM203 245V244H202ZM205 245V244H204ZM207 245V244H206ZM211 245V243H210ZM213 245V243H212ZM212 245L211 248L206 247L204 250V252H202V254H206V256L209 258V260L211 259L210 256L214 257V250L212 249ZM216 245V243H215ZM245 242H242V248L244 250L245 248ZM77 246V245H76ZM92 246V245H91ZM113 246V245H112ZM133 246V245H132ZM140 246V245H139ZM151 246V245H150ZM177 246V245H176ZM180 246V245H179ZM177 248H180V247ZM196 246V245H195ZM199 246H201L199 244ZM208 246V245H207ZM214 246V245H213ZM222 246V245H221ZM69 247V246H67ZM80 247V246H79ZM90 247V246H89ZM94 247V246H93ZM99 247V246H98ZM123 247V246H122ZM137 247V246H136ZM144 247V246H143ZM190 247V246H187ZM193 247V246H192ZM255 247V246H254ZM76 248V247H75ZM87 248V247H86ZM85 248V249H86ZM125 248V247H123ZM131 248V247H130ZM146 249V246L144 247ZM203 247H201L202 249ZM217 248V247H216ZM219 252L221 250V247L219 245ZM78 249V248H77ZM81 249V248H80ZM78 249V250H80ZM89 249V248H87ZM95 249V248H94ZM118 249V248H117ZM121 249V247H120ZM150 249V248H149ZM186 249V247H185ZM189 249V248H188ZM192 249V248H191ZM196 249V248H195ZM199 249V251L201 250ZM239 249V248H238ZM248 248H246L245 250H247ZM92 250V249H91ZM90 250V251H91ZM115 250V249H114ZM143 250V248H142ZM161 250V249H160ZM198 250V248L196 249ZM217 250V249H216ZM229 250V249H228ZM250 250V249H249ZM247 250V251H249ZM84 251V249H83ZM89 251V252H90ZM93 251V250H92ZM110 251V250H109ZM123 251V250H122ZM127 250H125L126 252ZM138 251V250H137ZM136 251V253H137ZM174 251V249H172V252ZM176 251V249H175ZM174 251V253H175ZM179 251V250H178ZM181 251H183V249H181ZM195 251V250H193ZM222 251V250H221ZM230 251V250H229ZM80 252V251H79ZM96 252V251H95ZM120 252V250H119ZM146 252V251H145ZM171 252V253H172ZM180 252V251H179ZM185 252H188L187 250ZM192 252V251H191ZM219 252L216 251V253L218 254ZM81 253V252H80ZM86 253V252H85ZM94 253V252H92ZM101 253V252H100ZM113 253V252H111ZM128 253V252H127ZM169 253V251L167 252ZM190 253V252H189ZM188 253V254H189ZM195 253V252H194ZM199 253V252H198ZM201 253V252H200ZM255 253V252H254ZM83 254V253H82ZM81 254V255H82ZM90 254V253H88ZM119 254V253H117ZM124 254V253H123ZM122 256H125L123 255ZM141 254V253H140ZM180 254V253H179ZM214 254V255H213ZM250 254V253H249ZM94 255V254H92ZM91 255V257H92ZM105 255V254H104ZM109 255V254H107ZM111 255V254H110ZM109 255V256H110ZM148 255V254H147ZM158 255V254H157ZM170 255V254H169ZM177 255V254H176ZM182 255V254H181ZM193 255V254H192ZM191 255V256H192ZM197 255V253L195 254ZM200 255V254H199ZM222 255V254H221ZM259 255V254H258ZM87 255H85L86 257ZM100 256V255H99ZM112 256V255H111ZM135 256V255H134ZM142 256V255H141ZM171 256V255H170ZM172 256H174L172 254ZM205 256V255H204ZM218 256V255H216ZM105 257V256H104ZM113 257V256H112ZM127 257V256H126ZM133 257V256H132ZM137 257V256H136ZM179 257V256H178ZM188 257L190 258V256L188 255ZM187 257V258H188ZM197 257V256H196ZM206 257V258H207ZM261 257V256H260ZM82 258V257H81ZM90 258V257H88ZM87 258V259H88ZM99 258V257H98ZM182 258V257H180ZM186 258V259H187ZM192 258V257H191ZM202 260L203 257L199 256L198 259ZM205 258V259H206ZM215 258V257H214ZM217 258V257H216ZM262 258V257H261ZM122 259V258H121ZM173 259V258H172ZM176 259V258H175ZM178 259V258H177ZM176 259V260H177ZM196 259V258H195ZM205 259L203 261H205ZM213 259V258H212ZM221 259V257H220ZM219 259V260H220ZM259 259V258H258ZM257 259V260H258ZM92 260V259H91ZM125 260V257H124ZM144 260V258H143ZM161 260V259H160ZM170 260V259H169ZM179 260V259H178ZM181 260V259H180ZM193 259H190L189 261H191ZM197 260V259H196ZM221 260H223V262L226 264H232V259L228 261V256H224ZM237 260V261H236ZM262 260V259H261ZM94 261V260H93ZM114 261V259H113ZM116 261V260H115ZM157 261V260H156ZM175 261V260H174ZM184 261V260H183ZM195 261V260H193ZM192 261V263H193ZM217 261V260H216ZM236 262H238V264H252L251 258L246 255H244L243 257L240 256L238 258L235 259ZM88 262V261H87ZM91 262V261H90ZM107 262V261H106ZM167 262V261H166ZM179 262V261H178ZM177 262V263H178ZM208 262V260H207ZM204 262V263H207ZM211 262H215L212 260ZM220 262V261H219ZM217 261V264L219 263ZM92 263V262H91ZM112 263V261H111ZM169 263V262H168ZM191 263V262H190ZM196 263V262H195ZM194 263V264H195ZM202 264V262H200ZM264 263V262H262ZM83 264V263H82ZM85 264V263H84ZM95 264V262L93 263ZM156 264V263H155ZM179 264V263H178ZM181 264V263H180ZM209 264V263H208ZM215 264V263H212ZM234 264V263H233ZM254 264V263H253Z\"/></svg>",
    "mask_w": 264,
    "mask_h": 264
}]
</instances>
